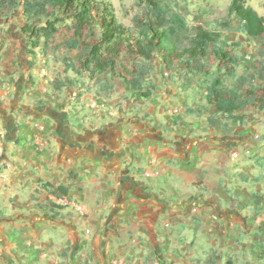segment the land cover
I'll return each mask as SVG.
<instances>
[{
  "label": "crops",
  "instance_id": "obj_1",
  "mask_svg": "<svg viewBox=\"0 0 264 264\" xmlns=\"http://www.w3.org/2000/svg\"><path fill=\"white\" fill-rule=\"evenodd\" d=\"M18 37L3 70L9 76L0 79V264H45L55 254L44 246L46 227L57 248L67 233L73 252L88 238L87 227L83 249L93 264H151L158 256L180 263L184 237L193 255L202 246L229 249L233 264H242L247 229L233 228L232 219L246 214L226 208L220 193L230 183L223 176L233 170L230 152L244 137L201 127L196 112L181 106L187 99L175 84L156 87L155 97L139 103L84 96L77 86L53 93L45 66L52 56L29 52ZM14 106L15 115L8 112ZM151 167L157 176H144ZM43 183L67 191V207L53 218ZM233 232L239 245L231 247Z\"/></svg>",
  "mask_w": 264,
  "mask_h": 264
},
{
  "label": "rangeland",
  "instance_id": "obj_2",
  "mask_svg": "<svg viewBox=\"0 0 264 264\" xmlns=\"http://www.w3.org/2000/svg\"><path fill=\"white\" fill-rule=\"evenodd\" d=\"M109 2L114 10L116 19L123 26L128 28L132 33L136 30V18L143 19L146 15L143 7L136 5L135 0H103ZM177 4L178 10L184 15L187 23L191 29H207L219 33V41L227 45L228 49L234 51L240 58V63L235 67V74L232 78L225 77L224 86L227 88L234 87L245 89L248 87L249 82L253 84L264 86V35L263 37L254 42L247 37L245 29L241 23L235 18L234 15L228 16L226 13V7L229 0H170ZM245 3L251 6L259 15L264 17V0H245ZM67 22H69L67 20ZM23 23L21 16L20 6L13 11L7 17L0 19V35L7 34L8 39L4 36H0V79L5 80L9 74L3 70L12 62L11 57L14 56V51L17 48L16 44L19 42V27ZM69 23L60 25L59 32L54 37L52 43L47 47V53L52 57L50 61L45 65L51 69L50 85L55 78H62L64 76L76 78L72 72L64 69V64L61 58L64 56L62 48L53 50V44L59 42L62 38L70 35L68 29ZM29 52L32 50L30 47L26 48ZM39 50V49H35ZM123 54V55H122ZM122 57L116 59L114 65L108 68L102 75H99L94 80H89L88 76L83 72L80 76H77V87L84 89V96L97 95L102 98H119V104L127 100H133V102H141L140 96L128 92L125 84L122 82V76L128 77L131 65L141 61L136 57L129 56L125 50L121 51ZM71 56L77 58V53L72 52ZM58 58L57 60L55 59ZM144 62V61H141ZM146 64L152 66V69L148 71L146 77V85L151 84L153 89L151 97L156 95V89L160 86H164L166 83L178 85L184 92L186 101L188 103H181V106L190 110H200L204 112L205 107V94L207 85L210 80V73L214 70V65L207 68L208 73L202 74L196 69L191 68L187 71H181L174 69L171 72H167L163 69L162 63L159 58H152L146 60ZM194 66L199 65V62L194 61ZM250 73L252 76H256L253 80L242 79L241 77ZM69 87V86H68ZM73 87V86H71ZM75 87V86H74ZM157 87V88H156ZM103 88V90H101ZM3 89L0 84V90ZM51 92L55 90L50 88ZM80 95V93H77ZM99 94V95H98ZM148 100V99H147ZM45 101V100H44ZM42 101V102H44ZM0 102L3 105L4 99L0 98ZM37 102L40 101L37 99ZM0 105V108L2 107ZM17 106L13 108L9 107L8 112L16 114L14 111ZM175 114V112H173ZM239 113L249 115L250 119L248 123L239 125L225 121L223 115L211 113L197 114L201 124L210 125L207 121V117L214 120L215 125L210 127L215 129H223L224 126L230 128L236 136H243V142L236 143L233 150L239 151L237 158L229 156V161L232 163L233 170L226 172V178L230 181L220 194L226 196V201L222 202L226 208H229L235 212L243 211L246 217L234 216L232 221L233 228H239L243 225L246 227L247 232L244 233L246 239L247 254L240 259L242 264H264V254L262 252V245H264V110H259L255 106H247ZM176 121L173 125L180 123L181 117H176ZM180 118V119H178ZM258 135L257 138L254 136ZM231 153V152H230ZM242 166V167H240ZM157 176V175H156ZM224 183V182H223ZM202 188V187H201ZM47 191V190H46ZM48 192V191H47ZM49 194V193H47ZM51 196L53 194H50ZM58 196H65L59 194ZM254 200L259 203L254 204ZM66 201L55 202L49 199V217L53 218L57 213L56 210L64 209L67 207ZM226 202V203H225ZM55 210V211H54ZM69 216V214H67ZM84 216V215H82ZM85 217V216H84ZM242 221V223H240ZM237 223V224H236ZM165 224H168L167 226ZM166 228H170L169 223H165ZM227 226H231L230 223ZM239 229H237L239 231ZM46 236L44 238V246L50 252H55L54 255L46 256L45 264H93L92 252H84V247L89 233H85L88 238H84V244L79 245L76 252H73L69 248L70 239L67 233H62L60 236L59 244L57 248V239L53 238L52 227H46ZM85 230V228H84ZM233 231V230H231ZM236 231V235L240 236L241 233ZM186 236V235H185ZM230 240L228 242L230 246H238V239L235 241V234L230 233L228 235ZM240 239V238H239ZM182 257L180 263L175 264H216V259L224 260L229 258L230 251L214 252L210 248L200 247V250L193 255L192 241L184 237L183 240ZM236 242V243H235ZM177 254L179 253L176 249ZM236 254V252H235ZM180 255V254H178ZM181 256V255H180ZM239 258V256H238ZM180 259V257H179ZM169 261L167 257H160L155 259V262L151 264H163L162 261ZM193 261V262H192ZM213 261L212 263H208ZM173 262V261H172Z\"/></svg>",
  "mask_w": 264,
  "mask_h": 264
},
{
  "label": "trees",
  "instance_id": "obj_3",
  "mask_svg": "<svg viewBox=\"0 0 264 264\" xmlns=\"http://www.w3.org/2000/svg\"><path fill=\"white\" fill-rule=\"evenodd\" d=\"M135 3L143 7L146 15L143 19L136 18L134 33L117 21L112 5L103 0H0V19L20 6L23 23L19 34L30 49H39L44 54L60 25L69 23L70 35L54 43L53 50L63 49L65 54L58 61L76 78H55L51 85L55 91L76 86L77 76L83 72L89 80H94L122 57L123 49L129 56L144 61L132 64L128 77H120L128 92L141 99L149 98L153 89L151 84L146 85L148 71L152 69L146 60L159 58L167 72L193 68L205 74L207 68L214 65L206 89L204 112L193 110L197 114H221L225 121L244 125L250 117L239 113L241 110L251 105L264 110V86L250 81L256 76L246 73L241 77L250 79L245 89L224 86L223 78L234 76L240 58L219 41L218 32L191 29L177 4L170 0H135ZM226 13L235 16L250 40L257 42L263 37L264 17L245 0H229ZM72 52L77 53L76 59L71 56ZM194 61L199 65L194 66ZM207 121L215 125L211 118L207 117ZM41 186L49 194L67 193L62 185L43 183ZM256 203L259 202L254 200ZM261 249L264 254V245ZM225 264L233 262L228 258Z\"/></svg>",
  "mask_w": 264,
  "mask_h": 264
},
{
  "label": "built area",
  "instance_id": "obj_4",
  "mask_svg": "<svg viewBox=\"0 0 264 264\" xmlns=\"http://www.w3.org/2000/svg\"><path fill=\"white\" fill-rule=\"evenodd\" d=\"M254 137L257 138L258 135H255ZM238 155H239V151H236V150H233V151H231V153H230V156H231L232 158H237ZM143 174H144V176H146V177L156 176V175L158 174V170H157V169H154V168L151 167V168L146 169V170L143 172ZM51 198H52V200L55 201V202H63V201H65L63 197H61V196H57V195H52ZM165 225L167 226L168 224H165ZM84 232H85V233H89V229L86 227L85 230H84Z\"/></svg>",
  "mask_w": 264,
  "mask_h": 264
}]
</instances>
